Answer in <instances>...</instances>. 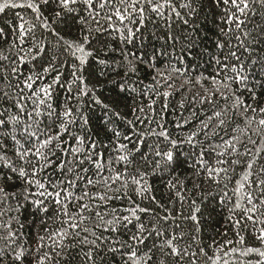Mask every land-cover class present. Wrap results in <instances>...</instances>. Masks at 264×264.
I'll use <instances>...</instances> for the list:
<instances>
[{
    "label": "snow or ice",
    "instance_id": "1",
    "mask_svg": "<svg viewBox=\"0 0 264 264\" xmlns=\"http://www.w3.org/2000/svg\"><path fill=\"white\" fill-rule=\"evenodd\" d=\"M0 264H264V0H0Z\"/></svg>",
    "mask_w": 264,
    "mask_h": 264
},
{
    "label": "trees",
    "instance_id": "2",
    "mask_svg": "<svg viewBox=\"0 0 264 264\" xmlns=\"http://www.w3.org/2000/svg\"><path fill=\"white\" fill-rule=\"evenodd\" d=\"M17 11H19V10H17ZM217 11H219V10H217ZM21 14L23 15L24 13H21ZM9 15L11 16L12 13L9 12ZM211 27H212V25L210 23L209 28H211ZM208 35L211 37L212 33L209 32ZM208 48H209V51H214V49L212 48L211 40H209V42H208ZM198 71L204 72V67L202 66L200 69H195L192 74L195 75L196 72H198ZM212 71H213V68L209 67L208 70L206 72H204V74L208 75ZM186 95H187V93H186ZM180 98H181L180 94L178 93V94H176V96L174 98L169 99L170 110L175 109L176 111H178L177 105H178ZM174 115H175V111H173V115L168 116V119L171 120ZM156 184H157L158 188H162V185L160 184L159 181H156ZM157 194L159 195V193H157ZM38 230H40V229H39V225L37 224V226L35 228L31 229L30 231L34 233L35 231H38Z\"/></svg>",
    "mask_w": 264,
    "mask_h": 264
}]
</instances>
